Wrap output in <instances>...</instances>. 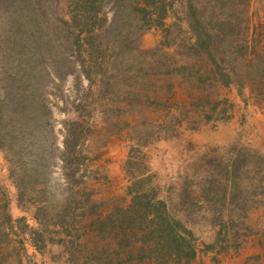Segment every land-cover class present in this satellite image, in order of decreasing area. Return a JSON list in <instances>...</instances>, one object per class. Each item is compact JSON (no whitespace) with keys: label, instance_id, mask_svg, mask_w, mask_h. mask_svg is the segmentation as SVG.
Masks as SVG:
<instances>
[{"label":"rangeland","instance_id":"1","mask_svg":"<svg viewBox=\"0 0 264 264\" xmlns=\"http://www.w3.org/2000/svg\"><path fill=\"white\" fill-rule=\"evenodd\" d=\"M154 2L0 0V264H264V0Z\"/></svg>","mask_w":264,"mask_h":264},{"label":"trees","instance_id":"2","mask_svg":"<svg viewBox=\"0 0 264 264\" xmlns=\"http://www.w3.org/2000/svg\"><path fill=\"white\" fill-rule=\"evenodd\" d=\"M154 1L156 2L155 8L158 11V16L162 17L164 10L163 0ZM122 5L130 6L137 11L143 10L142 7L133 3L131 5L122 3ZM131 18L133 19L134 16ZM132 197V206L138 204L140 210L138 208L137 210L143 216V220L145 219L139 227L144 228V224H146L148 228L146 237L157 241V247L150 251L154 253L158 260H188L196 255L195 245L191 242V232L181 226L177 219L168 214L166 203L163 199H154L153 195L145 192L138 185ZM155 222L158 226L155 225Z\"/></svg>","mask_w":264,"mask_h":264}]
</instances>
